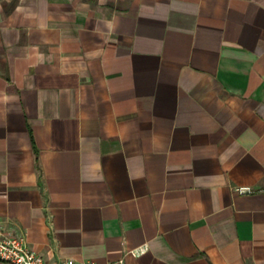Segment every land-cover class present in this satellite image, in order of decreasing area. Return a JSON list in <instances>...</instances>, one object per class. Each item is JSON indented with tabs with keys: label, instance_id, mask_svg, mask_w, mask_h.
Returning <instances> with one entry per match:
<instances>
[{
	"label": "crops",
	"instance_id": "crops-1",
	"mask_svg": "<svg viewBox=\"0 0 264 264\" xmlns=\"http://www.w3.org/2000/svg\"><path fill=\"white\" fill-rule=\"evenodd\" d=\"M0 229L264 264V0H0Z\"/></svg>",
	"mask_w": 264,
	"mask_h": 264
},
{
	"label": "built area",
	"instance_id": "built-area-1",
	"mask_svg": "<svg viewBox=\"0 0 264 264\" xmlns=\"http://www.w3.org/2000/svg\"><path fill=\"white\" fill-rule=\"evenodd\" d=\"M0 260L13 264H44L42 254L32 248L27 238L14 229H0ZM124 264L123 259L119 260ZM58 264H77L73 258H67ZM81 264H95V262H83Z\"/></svg>",
	"mask_w": 264,
	"mask_h": 264
}]
</instances>
